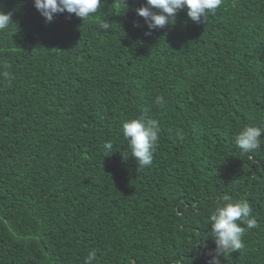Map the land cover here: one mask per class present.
Instances as JSON below:
<instances>
[{"label":"trees","instance_id":"trees-1","mask_svg":"<svg viewBox=\"0 0 264 264\" xmlns=\"http://www.w3.org/2000/svg\"><path fill=\"white\" fill-rule=\"evenodd\" d=\"M144 4L48 22L34 0H0L13 21L0 31V264H85L92 250L93 264H209L226 195L258 227L220 264H264V142L244 153L234 139L264 128V0L152 30ZM144 109L161 131L139 168L122 124Z\"/></svg>","mask_w":264,"mask_h":264},{"label":"clouds","instance_id":"clouds-1","mask_svg":"<svg viewBox=\"0 0 264 264\" xmlns=\"http://www.w3.org/2000/svg\"><path fill=\"white\" fill-rule=\"evenodd\" d=\"M223 0H146V4L136 8V13L144 18L149 30L163 28L175 22L176 14L180 10H187V16L196 23L205 21L207 16L214 14L222 5ZM103 0H34V7L40 12L46 21L51 22L56 14H75L83 21L89 19L101 9ZM12 13L0 10V31L9 27L12 23ZM138 26V25H137ZM100 29L109 30L110 23L101 21ZM150 34V31L146 35ZM5 67H8L5 64ZM8 75L7 72L4 73ZM154 103L163 106V96H156ZM144 114L137 118L126 120L122 124V133L128 143L129 153H123L125 159L131 155L139 168L151 166L154 158V150L159 141L161 131L156 119L148 118ZM264 128L246 125L235 135L236 146L244 153H252L260 148L264 142ZM180 135V134H178ZM104 148L111 151L113 145L110 141L104 143ZM220 204L210 217L211 234L214 237L216 247L214 254L209 253V264H220V258L230 256L234 251L243 248V240L247 230L258 227L257 219L252 217L253 209L245 198L233 200L224 196ZM96 251L88 253L85 264H93L96 260Z\"/></svg>","mask_w":264,"mask_h":264}]
</instances>
